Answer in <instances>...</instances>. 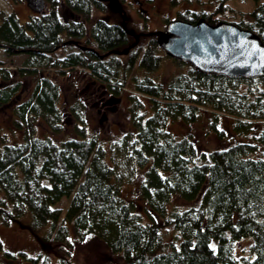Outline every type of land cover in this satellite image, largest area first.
I'll return each instance as SVG.
<instances>
[{
  "label": "trees",
  "instance_id": "obj_1",
  "mask_svg": "<svg viewBox=\"0 0 264 264\" xmlns=\"http://www.w3.org/2000/svg\"><path fill=\"white\" fill-rule=\"evenodd\" d=\"M25 2L31 12L27 21L9 13L0 22V49L6 56H25L17 80L0 62V107L10 109L15 128L23 133L13 143L0 133V223L28 217L38 240L59 244L56 264H72L71 236L74 241L97 238L125 264H264V76L227 78L174 60L185 70L165 82L132 78L134 88L126 96L130 129L105 146L97 134L88 133L79 102L62 108L61 88L49 74L78 70L83 82L97 86L98 102L104 95L109 102L119 100L135 65L149 72L159 66V38L150 33L143 45L139 35L126 54H115L134 43L122 23L100 18L87 27L95 11H107L106 1ZM225 8L221 3L215 12ZM249 17L236 24L264 43V1ZM177 19L223 23L212 12L185 10ZM25 77L36 80L30 96L22 99ZM203 109L212 113L210 127L219 137L224 133L216 123L224 114L244 139L205 153L190 137L170 131L174 121H198ZM70 118L77 136L56 138ZM257 121L262 124L255 133ZM36 122L50 135H36ZM248 132L253 140L245 139ZM138 172L137 194L161 224L137 212L122 195ZM174 195L196 204L168 211ZM64 196L70 201L62 218L56 204ZM161 226L172 227L179 239L165 243ZM247 237L252 239L249 253L236 257V242ZM0 253L15 257L3 250L1 240ZM19 254L31 264H52L46 254Z\"/></svg>",
  "mask_w": 264,
  "mask_h": 264
},
{
  "label": "rangeland",
  "instance_id": "obj_2",
  "mask_svg": "<svg viewBox=\"0 0 264 264\" xmlns=\"http://www.w3.org/2000/svg\"><path fill=\"white\" fill-rule=\"evenodd\" d=\"M264 0H123L122 6L127 17L126 27L132 34L144 36L140 40L143 45L146 44L148 37L146 35L152 33L157 37L164 33L166 26L170 21L177 19V14L185 10L198 12H212L213 18L220 22L241 23L250 21L249 13ZM107 3V2H106ZM224 4L226 8L217 13L215 10L220 4ZM108 5V3H107ZM109 7V6H108ZM15 13L19 20L24 23L29 19L31 12L25 0H0V22L3 14ZM207 14V13H206ZM104 19L109 23H122L121 15L108 8L106 12L95 11L92 15L89 26L96 19ZM139 42V40H138ZM137 42V43H138ZM162 56L159 66L152 72L142 69L133 68L128 72L126 80L128 84L123 91L119 100H106L108 97L104 95L103 99L98 97L99 90L97 86L91 82H83L81 80L83 74L75 70L67 73L66 76H60L51 72L49 74L56 80L61 88L62 108L69 109L71 104L79 102L81 115L86 122V129L90 134H97L99 139L107 146L112 140L118 138L122 133L130 129L129 117L126 108L127 93L133 91L134 85L132 78L142 79V77H151L156 81L165 82L172 76L181 73L185 67H179L174 59L165 55L163 51H159ZM25 56L14 55L6 56L0 49V62L3 68L16 76L18 68L21 66ZM124 58V56H122ZM44 72L43 75H46ZM48 75V73H47ZM87 79V74H84ZM23 82L22 99H26L32 93L35 85V78L25 77L21 79ZM85 81V80H84ZM133 81V80H132ZM98 97V99H97ZM106 100V101H105ZM96 101L98 103H96ZM84 104V108L81 106ZM65 104V105H64ZM64 105V107H63ZM212 113L208 110H202V116L194 123H183L174 121L169 124V129L175 136H188L196 144L201 152H210L214 149L228 147L229 145L244 139L239 137L232 131V118L228 115H218L216 126L223 131L224 136L219 137L210 127ZM75 120L70 118L66 121L61 133L55 137L58 139L76 137L74 129ZM261 122L254 123L253 130L255 133L259 131ZM38 136L50 135L40 122L35 123ZM0 133L4 134L8 142H19L23 138L22 130L15 128L11 111L7 106L0 107ZM253 132L246 134V140L252 139ZM141 173H137L136 179L131 183L125 184L122 188V195L127 200L134 202L136 211L143 214L149 220H155L158 224L162 221L148 211L144 201L137 194V185L140 180ZM70 198L64 196L61 198L56 207L62 211V218L69 205ZM196 202L183 200L178 195L172 196L168 204V211L182 212L187 208L195 205ZM29 218H23L21 221L12 222L10 225H2L0 223V240L3 244V250L14 254L13 259H8L3 253H0V261L3 264H31L30 260H24L19 252H25L30 257H36L38 253L48 255L51 263L56 264L57 257L60 256L58 251L59 244L53 242H44L38 240L37 236L30 231ZM161 235L165 243H170L178 233L172 227L161 226ZM73 245L70 249V261L72 264H125L119 254H112L107 247L97 238L88 236L84 241H74L70 237ZM179 239V238H178ZM252 242L250 237L239 240L235 244V255L239 257L242 254L249 253V246Z\"/></svg>",
  "mask_w": 264,
  "mask_h": 264
},
{
  "label": "water",
  "instance_id": "obj_3",
  "mask_svg": "<svg viewBox=\"0 0 264 264\" xmlns=\"http://www.w3.org/2000/svg\"><path fill=\"white\" fill-rule=\"evenodd\" d=\"M121 15L127 30V17L119 0H104ZM132 35V33H130ZM115 54L124 55L138 42ZM159 48L171 58L199 72L227 78L252 79L264 76V43L250 30L233 23L210 25L200 19L196 23L170 21L158 39Z\"/></svg>",
  "mask_w": 264,
  "mask_h": 264
}]
</instances>
